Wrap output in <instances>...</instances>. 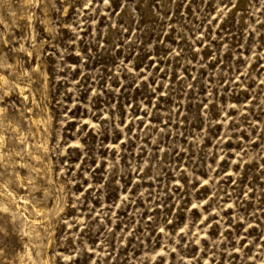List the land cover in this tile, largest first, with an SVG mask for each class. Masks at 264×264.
I'll use <instances>...</instances> for the list:
<instances>
[{
    "label": "rangeland",
    "instance_id": "rangeland-1",
    "mask_svg": "<svg viewBox=\"0 0 264 264\" xmlns=\"http://www.w3.org/2000/svg\"><path fill=\"white\" fill-rule=\"evenodd\" d=\"M0 264H264V0H0Z\"/></svg>",
    "mask_w": 264,
    "mask_h": 264
},
{
    "label": "bare ground",
    "instance_id": "bare-ground-1",
    "mask_svg": "<svg viewBox=\"0 0 264 264\" xmlns=\"http://www.w3.org/2000/svg\"><path fill=\"white\" fill-rule=\"evenodd\" d=\"M17 88H18V90H19L20 92H22V87H21V86H17Z\"/></svg>",
    "mask_w": 264,
    "mask_h": 264
},
{
    "label": "snow or ice",
    "instance_id": "snow-or-ice-1",
    "mask_svg": "<svg viewBox=\"0 0 264 264\" xmlns=\"http://www.w3.org/2000/svg\"><path fill=\"white\" fill-rule=\"evenodd\" d=\"M106 2H107V0H106ZM205 183H207V181H205Z\"/></svg>",
    "mask_w": 264,
    "mask_h": 264
}]
</instances>
